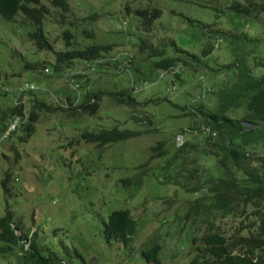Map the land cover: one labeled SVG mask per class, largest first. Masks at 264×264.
<instances>
[{"label":"rangeland","instance_id":"1","mask_svg":"<svg viewBox=\"0 0 264 264\" xmlns=\"http://www.w3.org/2000/svg\"><path fill=\"white\" fill-rule=\"evenodd\" d=\"M67 1L70 9L65 28L74 33L80 46L112 44L105 58L120 61L123 54L133 55L138 39L145 35L137 29L133 10L153 6L160 9V14L153 21L156 31L149 41L154 43L155 37L171 39L206 67L194 70L182 67L179 80L172 82L168 73L150 72L147 63L137 56L134 60L127 59L124 62L127 66L120 71L114 66L85 67L86 79L82 77L77 88L69 91L66 86L70 87V79L65 73L81 71L82 62H73V69L58 75L48 70L24 69L23 62L34 56L25 41L30 27L20 24L19 14L12 21L0 17V109L11 106L14 89L22 83L35 85L32 92L47 104L54 94L60 102L59 94L73 97L71 92L79 93L84 79L88 89L104 93L93 114L65 116L58 111L40 110L26 140H18L20 133L14 131L0 141V176L6 168L13 176L10 182L13 194L3 193L0 187V215L8 206L30 238L34 233V247L43 255H56L62 264H79V257L86 263L184 264L190 251L188 239L193 234L192 225L184 216L189 195L179 190L181 193L171 200L166 198L171 196L167 189L150 191L148 180L137 189L132 181L137 166L148 162V147L158 140L170 145L173 133L187 126V117L180 116V108L198 104L200 76L205 86L215 88L235 69L219 71L222 64L236 57L239 60L243 51L245 62L262 54L264 13L255 19L234 15L226 8L229 0ZM40 2L49 12L45 24L50 36H58L53 47L62 49L59 30L48 23L54 20V8L49 0ZM93 14L96 18L81 21ZM82 28L92 31L93 37L82 36ZM217 31H243L249 40L243 44L241 39L231 47L230 38L219 39L212 34ZM205 43L213 48L202 56L200 50ZM167 53H172L171 49ZM133 72L143 77L136 78ZM3 87L8 89L5 94ZM121 88L127 89L137 104H115L105 95ZM144 116L149 118L148 125L135 119ZM115 126L130 131H147L150 126L153 130L108 147L85 143L80 137L85 131ZM12 147L18 153L16 159ZM154 165L151 160L147 167ZM153 177L157 179V173ZM118 209L127 210L136 221L128 243L114 239L106 242L102 237V222L110 211ZM28 243L29 240L24 241L23 246L26 248ZM152 245L158 249L156 261L146 260L141 254ZM7 261L14 264L11 256Z\"/></svg>","mask_w":264,"mask_h":264},{"label":"trees","instance_id":"2","mask_svg":"<svg viewBox=\"0 0 264 264\" xmlns=\"http://www.w3.org/2000/svg\"><path fill=\"white\" fill-rule=\"evenodd\" d=\"M49 4L54 8V20H48V23L59 30L62 49L53 47L52 43L58 36H50L45 24L49 12L40 0H0V17L12 21L19 14V23L30 27L25 41L34 56L23 62L24 69L33 72L48 70L58 75L66 69H73V62H82L81 71L65 73L70 79V87L66 86V90L77 88L82 77L86 79L83 71L87 66H114L116 71H120L127 66L124 63L127 59L134 60L137 56H140L139 61L147 63L150 72L168 73L172 82L179 78L182 67L193 70L199 66L206 67L193 53L179 49L171 39L155 37L154 43L149 41V36H154L156 31L153 21L160 14L157 7L133 10L137 29L145 35L138 39L133 55L123 54L118 61L105 58L112 44L80 46L74 33L65 28L70 9L67 0H49ZM226 8L234 15L255 19L264 13V0H229ZM92 18L96 15H86L81 21ZM80 34L93 37L92 31L84 28ZM212 34L219 39L221 36L230 38L231 47L241 39L243 44L249 40L243 31ZM261 46L262 54L251 62L244 61L243 51L239 60L236 57L222 64L219 71L235 69L221 85L215 84V88L205 86L200 76L198 104L180 108V116L187 117V126L173 133L170 145L165 140L150 145L147 164L137 166V175L132 181L137 189L148 180L150 191L167 189V194L171 195H167V199L175 200L176 194L181 193L179 190L189 195L185 200L184 216L190 221L193 234L188 239L190 251L184 264H264V45ZM212 48V44L205 43L200 50L201 55L207 56ZM167 49L172 53H167ZM133 73L136 78L143 77V74ZM85 79L80 84L82 90L79 93L71 92L73 97H68V93L59 94L60 102L54 94L49 104L38 99L32 92L34 90L18 92L23 83L18 85L14 89L11 106L0 109V134L13 116H19L20 123L6 138L18 131V140H26L40 110L47 113L58 111L65 116L93 114L104 93L100 89H88ZM7 91L3 87L2 92L5 94ZM105 95L115 104H137L125 88ZM135 119L140 123L145 121L147 125L150 123L147 116ZM146 129L153 130L150 126ZM147 131H130L115 126L99 128L95 132L85 131L80 137L85 143L108 147ZM12 148L16 159L18 153ZM151 160L155 165L147 167ZM154 173H157V179L153 177ZM12 179L9 169L3 170L0 176L3 193L13 194L10 189ZM135 222L127 210H112L102 222V237L106 242L114 239L128 243ZM33 235L30 238L14 219L13 211L5 206L0 215V264H8L9 256L14 258V264H62L56 255L39 252L34 247ZM26 240L29 243L25 248L23 243ZM157 251V246L152 245L141 254L146 260L156 261ZM79 264L101 263H86L79 257Z\"/></svg>","mask_w":264,"mask_h":264},{"label":"built area","instance_id":"3","mask_svg":"<svg viewBox=\"0 0 264 264\" xmlns=\"http://www.w3.org/2000/svg\"><path fill=\"white\" fill-rule=\"evenodd\" d=\"M36 87H34L32 84H28V83H24L22 84L20 87H18V92L22 91V90H33ZM21 118L19 116H14L11 120V122L8 124L7 128L3 131V133L0 135V141L1 139L5 138L7 136V134L14 130V128L20 123Z\"/></svg>","mask_w":264,"mask_h":264},{"label":"clouds","instance_id":"4","mask_svg":"<svg viewBox=\"0 0 264 264\" xmlns=\"http://www.w3.org/2000/svg\"><path fill=\"white\" fill-rule=\"evenodd\" d=\"M23 84H24V83H23ZM33 90H34V89H33ZM13 117H14V116H13ZM13 117H12V118H13ZM12 118L10 119V122H11ZM10 122H9V123H10ZM1 134H2V133H1ZM1 134H0V135H1ZM5 138H6V137H5ZM5 138H3V139H5ZM1 140H2V139H1Z\"/></svg>","mask_w":264,"mask_h":264}]
</instances>
